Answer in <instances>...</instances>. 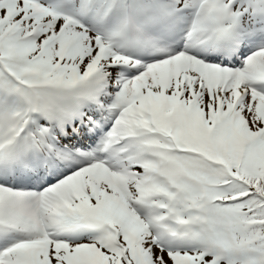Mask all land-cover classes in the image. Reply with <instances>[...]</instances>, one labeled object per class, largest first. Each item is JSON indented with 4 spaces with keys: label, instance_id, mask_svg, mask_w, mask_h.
Masks as SVG:
<instances>
[{
    "label": "snow or ice",
    "instance_id": "snow-or-ice-1",
    "mask_svg": "<svg viewBox=\"0 0 264 264\" xmlns=\"http://www.w3.org/2000/svg\"><path fill=\"white\" fill-rule=\"evenodd\" d=\"M0 264H264V0H0Z\"/></svg>",
    "mask_w": 264,
    "mask_h": 264
}]
</instances>
